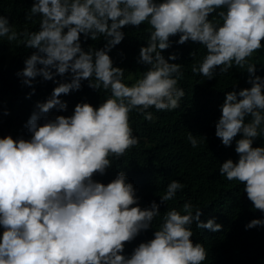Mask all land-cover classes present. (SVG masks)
Listing matches in <instances>:
<instances>
[{"label": "clouds", "instance_id": "9594fccd", "mask_svg": "<svg viewBox=\"0 0 264 264\" xmlns=\"http://www.w3.org/2000/svg\"><path fill=\"white\" fill-rule=\"evenodd\" d=\"M33 17H38V27L29 30L17 29L0 15V38L23 45L14 72L17 81L21 77L23 85L32 86L39 76L56 85L43 102H36L28 120L14 112L8 123L0 122V264L205 261L206 248L191 240L192 225L216 232L222 225L215 217L201 221V208L190 199L163 215L155 200L141 207L122 170L107 183L94 179L139 143L131 113L153 121L150 108L172 111L181 106L184 65L171 62L177 53L166 58L163 50L189 41L205 50L191 65L192 73L208 80L234 66L248 73L249 87L234 85L224 92L212 134L225 147L234 145L237 159L219 163L218 172L242 185L240 192L254 208L241 209L244 229L259 234L264 226V76L255 74L251 60L264 48V0H33L25 20ZM145 24L147 39L135 57L145 68L127 82L125 68L115 66L109 52L124 39L125 27ZM98 38L102 47H82V39ZM189 55L195 58L196 52ZM10 58L11 46H6L0 65ZM82 81L104 92L101 102L80 101L70 115L49 117L54 107L67 110L61 94L79 90ZM186 139L193 149L206 142L205 136L191 132ZM184 187L171 179L160 203L175 200ZM150 227V239L131 242ZM263 243L229 256L253 264L264 254Z\"/></svg>", "mask_w": 264, "mask_h": 264}, {"label": "trees", "instance_id": "16d2710c", "mask_svg": "<svg viewBox=\"0 0 264 264\" xmlns=\"http://www.w3.org/2000/svg\"><path fill=\"white\" fill-rule=\"evenodd\" d=\"M32 3L33 0H0V15L6 16L9 23L17 29L27 27L29 30H35L39 23L38 17L25 20ZM145 27H147L146 24L138 28L125 27L124 39L109 52L113 64L125 68L127 82L137 78L145 68L144 65L137 64L135 59L139 47L145 44L147 39ZM177 38L171 37L173 41ZM261 42L264 44V40ZM103 43L104 41L99 38L97 41L82 39L84 48L90 44L92 47L99 48L103 46ZM6 46H11V58L0 65V122L8 123L14 112L28 120L36 102H43L56 85L52 80L44 81L39 76L35 78L32 86L23 85L21 77H18V82L14 72L17 56L20 53L19 48L23 45H16L15 42L9 45L6 40L0 38V57ZM192 50L196 52L195 58L189 55ZM204 51L202 45L190 41L184 44L173 43L169 49L163 50L166 58L169 53H177L178 59L171 62L184 65L183 78L179 81V86L185 92L181 99V106L172 111H157L150 108L149 111L155 117L153 121L145 120L143 114L131 113V126L134 134L139 137V143L125 155L113 160L112 167L106 169L104 175H97L94 179L107 183L114 178L117 171H124L137 190L136 195L140 198L138 201L140 206L147 207L151 201L155 200L160 205L161 215L168 208H181L183 202L190 199L193 204L201 208L199 217L201 221L215 217L216 222L222 225L216 232L198 229L195 223L192 225L194 237L191 240L194 243L200 241L208 252L202 264H249L230 257L229 253L238 255L261 248L264 240V226H259V234L244 229L245 220L242 219L241 209L246 211L254 209L252 202L248 200L245 192H240L241 184L228 181L218 172L219 163L228 158L234 161L237 159L234 145L225 147L220 139L212 134L215 121L220 115L218 105L223 102L224 92L231 90L234 85L237 89L249 87L250 85L246 83L248 73L236 66L230 68L228 73H217L211 80L198 73H192L191 65L204 55ZM251 62L256 64L255 74L264 76V48L257 50ZM55 79L59 81L61 77L57 76ZM32 88H35L34 92ZM103 98V91L99 93L89 88L87 81H82L79 90H70L68 94H61L60 99L66 102L67 110L61 112L54 107L49 111L48 116L70 115L77 102L87 101L96 106ZM188 132L205 136L206 142L193 149L186 139ZM171 179L180 180L185 187L177 193L175 200L168 201L166 204L160 203L159 196L163 194ZM248 217L249 215L247 219ZM158 222L157 218L153 222V227H156ZM153 231L154 229L150 227L131 242L139 243L150 239ZM242 239H245L243 244L235 245V242ZM131 242H126L125 246ZM131 251L124 249L126 254ZM253 264H264V254Z\"/></svg>", "mask_w": 264, "mask_h": 264}]
</instances>
